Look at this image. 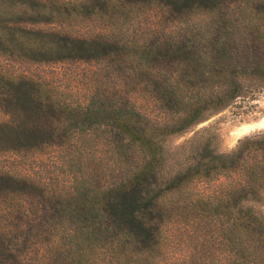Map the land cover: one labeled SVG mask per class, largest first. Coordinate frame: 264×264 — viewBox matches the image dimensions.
Masks as SVG:
<instances>
[{
    "label": "trees",
    "instance_id": "16d2710c",
    "mask_svg": "<svg viewBox=\"0 0 264 264\" xmlns=\"http://www.w3.org/2000/svg\"><path fill=\"white\" fill-rule=\"evenodd\" d=\"M171 2L179 9L191 3L188 10L196 11L199 7L192 4L215 0ZM238 2L256 5L252 13L264 7V0ZM59 11L41 0H0V53L38 54L42 62L99 60L121 46L19 25L54 21ZM208 12L205 34L190 39L180 30V40L166 51L178 63L175 77L147 90L167 114L164 122L100 94L85 105H71L52 101L32 80L5 81L4 105L24 113L56 111L63 132L54 138L38 136L3 123L2 145L26 150L54 140L86 144L99 148V159L111 163L100 185L74 174L69 191L51 193L48 204L39 207L32 221L43 239L36 244L33 264H264V133L244 138L228 152H217L212 138L203 140L205 129L181 145L168 146L169 138L183 135L240 97V83L264 59V39L257 37L256 46L238 53L230 47L235 36L231 16L220 7ZM132 46L144 60L156 53L147 45ZM207 108L213 111L203 115ZM1 183L42 187L7 174H0ZM196 184L202 187L193 190ZM13 240L20 264H30L29 248L25 245L24 251L19 239Z\"/></svg>",
    "mask_w": 264,
    "mask_h": 264
},
{
    "label": "rangeland",
    "instance_id": "374dc122",
    "mask_svg": "<svg viewBox=\"0 0 264 264\" xmlns=\"http://www.w3.org/2000/svg\"><path fill=\"white\" fill-rule=\"evenodd\" d=\"M41 1L49 8L59 9L57 13L61 16L48 22H20L21 27L115 42L121 46L99 60L42 62L40 60L44 58L38 54L0 53V124L11 123L38 136L54 138L61 135V115L48 108H35L24 113L13 105L7 107L2 103L5 93H8L6 80H32L49 92L52 101L71 105H85L92 95L100 94L104 99L135 105L147 119L160 123L168 116L162 113L156 101L149 99L147 90L154 89L166 77L173 79L178 73L176 58L166 51L180 40L177 37L180 30L190 39L193 35L205 34L211 19L208 11L220 7L232 18L235 36L230 47L238 53L256 46L257 37L264 39V7H258L252 13L256 5H242L239 0H215L213 4L204 5L197 2L192 4V7H199L196 11L188 10L191 3L183 9L175 8L171 0ZM246 43H249L248 47H245ZM136 44L147 45L156 53H150L144 60L141 51L132 46ZM255 68L240 83L243 89L240 97L212 115H209L212 108H207L203 112V115H209L205 121L181 136L169 138L168 146L181 145L205 129L201 138H212V147L217 152H228L244 138L263 134L262 129L248 130L264 121V59ZM241 131L246 134L241 135ZM14 149L12 144L0 143V174L25 177L42 187L0 184V264H20L22 261L16 256L14 238L19 239L20 249L25 251V245L29 248L28 260L33 264L36 244L43 239L38 237L37 226L32 221L39 207L48 204L51 193L69 191L74 174L84 175L83 178L92 185H100L105 178L104 173L111 170L107 167L111 163L99 159V148L93 150L86 144H64L54 140L53 144L37 142L36 147L30 149ZM200 187L201 184H196L193 190Z\"/></svg>",
    "mask_w": 264,
    "mask_h": 264
},
{
    "label": "snow or ice",
    "instance_id": "6c2138e0",
    "mask_svg": "<svg viewBox=\"0 0 264 264\" xmlns=\"http://www.w3.org/2000/svg\"><path fill=\"white\" fill-rule=\"evenodd\" d=\"M215 107V106H213ZM256 129H262L264 130V121H261V123L257 124V125H253L250 129H248L249 131H252V130H256ZM241 135H245L246 132L245 131H241L240 133Z\"/></svg>",
    "mask_w": 264,
    "mask_h": 264
}]
</instances>
